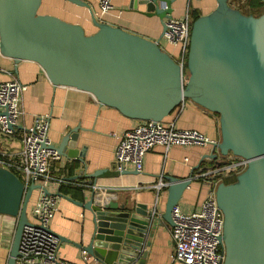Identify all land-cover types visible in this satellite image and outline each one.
Returning <instances> with one entry per match:
<instances>
[{
  "label": "water",
  "instance_id": "water-1",
  "mask_svg": "<svg viewBox=\"0 0 264 264\" xmlns=\"http://www.w3.org/2000/svg\"><path fill=\"white\" fill-rule=\"evenodd\" d=\"M43 0H0V54L12 59L14 70L22 61L37 63L54 86H67L94 95L99 102L139 121H163L185 100L219 116L220 140L209 159L229 153L248 160L234 182H219L214 190L223 213V264H264V10L246 15L216 0V8L192 22L184 67L161 46L163 20L170 10L158 0H144L147 10L163 22L153 41L100 22L86 34L82 26L38 12ZM88 7L84 0H67ZM170 17V16H167ZM78 133L50 143L61 156L77 159L83 170L63 178L82 179L84 151L76 152ZM210 168H207V170ZM111 171H117L113 163ZM137 174L136 170L117 171ZM98 173L80 182L82 200L60 191L61 198L91 213L93 232L86 245L54 232L60 243H72L99 264H147V234L158 221L157 204H132L128 196L117 200L115 190L96 185ZM215 178H206L213 181ZM167 199L161 218L173 226L171 211L193 180L164 177ZM34 182L27 186L10 170L0 167V215L15 218L16 226L7 264H15ZM55 264H67L64 261Z\"/></svg>",
  "mask_w": 264,
  "mask_h": 264
},
{
  "label": "crops",
  "instance_id": "crops-1",
  "mask_svg": "<svg viewBox=\"0 0 264 264\" xmlns=\"http://www.w3.org/2000/svg\"><path fill=\"white\" fill-rule=\"evenodd\" d=\"M58 1L60 4L53 5L48 3L49 0H43L41 8H45L42 14L54 15L69 23L78 24L88 35L97 31L92 22V13L98 10L97 0H84L88 7L78 6L67 0ZM246 1L228 0V3L238 8ZM112 4L114 10L105 14L100 22L153 41L161 36L163 22L155 12L147 10L144 0H112ZM157 4L160 7L167 6L170 10L163 18L164 22L167 16L184 19L187 14L192 21L194 15L202 16L213 11L217 1L158 0ZM160 46L177 60L178 46L167 43L163 38ZM13 70V60L0 54V82L17 78L27 87L21 102L23 115L14 133L3 136L1 150L20 151L24 129L39 116L48 115V139L56 146L64 135L76 131L78 133L76 152L80 154L84 151L86 164L84 177L77 181H87L85 175L98 173L99 177L96 179L98 187L115 190L118 201L128 196L132 199V204H146L149 209L155 205L158 195V221L154 222L147 234L146 240L150 242V246L144 249V252H147L146 263L179 264L171 261L174 251L172 226L161 218L165 210L167 188H162L158 193L154 186L160 181L167 185V181L164 180L166 176L179 179L193 176L191 185L185 190L178 206L184 213L198 210L214 186L212 181L199 177L200 172L210 166L211 159L208 155L212 149L209 146H172L169 149L155 146L146 153L142 172L137 174L113 172L111 168L115 162V135L124 133L141 121L130 119L118 109L102 104L89 92L67 86H54L44 70L35 62H20L17 66L18 74L12 73ZM163 121L166 124H173L176 128L195 129L213 140H220L219 117L190 100H185ZM81 170L83 165L77 159H68L61 155L58 160L51 163V173L55 178L70 177ZM126 170L133 168L127 167ZM62 184L72 191L76 189V186L67 181ZM61 185H55L50 190L57 193ZM72 191L67 196L82 200L81 194ZM36 197L37 193L33 192L28 204V214L32 211ZM58 200V210L50 222L51 231L75 243L86 245L93 232L91 213L64 198L59 197ZM16 221L13 217L0 215V264H7ZM58 258L67 264H99L72 243H60Z\"/></svg>",
  "mask_w": 264,
  "mask_h": 264
},
{
  "label": "built area",
  "instance_id": "built-area-1",
  "mask_svg": "<svg viewBox=\"0 0 264 264\" xmlns=\"http://www.w3.org/2000/svg\"><path fill=\"white\" fill-rule=\"evenodd\" d=\"M98 10L92 13L100 21L114 10L112 0H97ZM192 21L187 14L183 19L168 17L165 21L163 39L179 47L177 63L184 67L188 53ZM26 85L17 78L0 82V134L12 135L23 115L21 102ZM49 117L39 116L24 129L22 148L17 152H5L0 148V167L12 171L25 185L32 182L38 185L32 211L28 214L29 223L21 232L18 256L15 264H55L58 258L60 241L51 233L50 222L58 210L59 196L51 191L53 186L65 183L51 173V163L60 158L55 149L48 145ZM114 158L117 171L132 167L138 173L143 170L146 153L155 146L169 149L172 146H209L214 149L219 141L213 140L195 129H179L164 121H141L137 126L115 135ZM217 149L215 148V153ZM219 165L204 172L202 178L213 180V189L201 202L198 210L184 213L179 206L171 211L173 226L171 237L174 251L171 261L179 264H223L222 244L224 217L215 199V187L222 180L237 176L247 167L248 160L232 155L218 157ZM80 187V182H72ZM166 184L157 183L154 188L159 193ZM157 193V194H158ZM158 202V195L155 205Z\"/></svg>",
  "mask_w": 264,
  "mask_h": 264
},
{
  "label": "trees",
  "instance_id": "trees-1",
  "mask_svg": "<svg viewBox=\"0 0 264 264\" xmlns=\"http://www.w3.org/2000/svg\"><path fill=\"white\" fill-rule=\"evenodd\" d=\"M230 5V4H229ZM41 6L38 10V12L40 14H42L40 12ZM237 9H239L242 13L246 14V15H254V16H259L263 10H264V0H247L244 4H241V6H239ZM50 15V14H49ZM199 16L194 15L193 16V20L192 22L197 19ZM217 115V114H216ZM218 116V115H217ZM219 117V116H218ZM216 163V160L211 159V163L210 166L207 168H213ZM207 168H205V170H202V172L206 171ZM236 179V176H232L230 178H226V179H222L221 181H224L225 183H231L234 182ZM215 180V179H214ZM220 181V182H221ZM211 182V181H210ZM61 193L65 194V195H69L71 194V188L66 187L65 185H61L60 189ZM73 193L76 194H80L78 189H74V191H72Z\"/></svg>",
  "mask_w": 264,
  "mask_h": 264
},
{
  "label": "rangeland",
  "instance_id": "rangeland-1",
  "mask_svg": "<svg viewBox=\"0 0 264 264\" xmlns=\"http://www.w3.org/2000/svg\"><path fill=\"white\" fill-rule=\"evenodd\" d=\"M50 1H51V2H50ZM48 3H52L53 5L60 4L58 0H49ZM240 6H241V4H240ZM44 8H45V7H42V8L40 9V12H41V13L44 11ZM3 136H5V135H4V134H0V144H2V138H3Z\"/></svg>",
  "mask_w": 264,
  "mask_h": 264
}]
</instances>
